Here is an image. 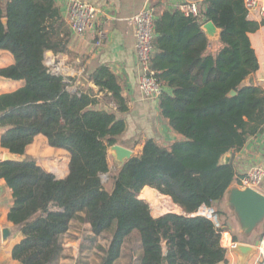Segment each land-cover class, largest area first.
Returning <instances> with one entry per match:
<instances>
[{"label":"trees","instance_id":"obj_1","mask_svg":"<svg viewBox=\"0 0 264 264\" xmlns=\"http://www.w3.org/2000/svg\"><path fill=\"white\" fill-rule=\"evenodd\" d=\"M248 13L244 0H204L198 16L177 9L155 20L151 71L162 86L160 114L178 137L146 138L141 153L113 172L110 148L127 129L119 112L130 109L120 77L102 65L89 75L98 91H71L75 79L45 62L47 51L65 53L70 41L58 2L0 0V50L15 60L0 68V76L25 82L0 95L2 147L24 156L43 134L71 155L70 172L62 179L30 155L0 162V176L14 196L9 220L23 233L13 248L15 259L57 263L64 234L79 220L91 224L94 237L109 239L107 247L99 246L100 264H114L124 254H137L140 264L226 261L224 227L199 211L222 200L237 177L235 166L221 158L241 150L264 126V89L245 84L259 68L250 33L261 25ZM208 21L221 29L215 51L203 29ZM101 92L118 110L99 107ZM146 186L183 213L155 217L139 196Z\"/></svg>","mask_w":264,"mask_h":264},{"label":"crops","instance_id":"obj_2","mask_svg":"<svg viewBox=\"0 0 264 264\" xmlns=\"http://www.w3.org/2000/svg\"><path fill=\"white\" fill-rule=\"evenodd\" d=\"M1 1L5 4L8 0ZM56 1L69 25L71 35L68 50L65 53L46 52L45 62L52 71L74 78L75 83L69 88L73 92L84 87H93L98 91L99 88L89 79V75L102 65H107L120 77L124 85L123 95L128 99L130 109L126 113L119 112V116L127 122V129L117 144L130 148L134 155L141 153L146 138L153 137L162 140L161 137L166 131H170L171 140L176 139L178 135L160 114L161 96L149 97L139 86L141 69L137 59V38L133 18L145 7L154 10L156 19L167 11L178 9L183 12L182 5L189 2H196L201 9L204 0H85L98 8V14L94 28L82 34L73 31L69 24V0ZM262 8H264V0L258 9L248 13L249 19L259 22L261 25L255 32L250 33V40L258 58L259 68L246 79L245 84L258 85L264 89V16ZM211 41L213 42L212 51H215L219 46L220 38ZM14 62L12 53L0 50V68ZM24 83L23 80L0 76V95L18 89ZM99 96L102 98L100 108L118 110L116 102L110 95L105 96L101 92ZM4 132L5 128L0 126V162L4 160V154L9 152L1 144ZM132 143L140 148V151H134ZM229 153H231L230 163L235 166L237 172L232 186L244 188L245 186L241 183L242 179L253 168L258 166L264 168V126L261 132L252 136L241 150H232ZM29 155L60 179L65 178L70 172V153L65 149L51 146L48 138L43 134L36 136L28 146L25 155H20V157L24 159ZM53 156L60 160L50 161ZM63 159V162H59ZM152 189L146 186L142 192L146 190L150 192ZM256 189L264 194V180ZM141 193L140 197L146 199ZM13 205V191L7 181L0 176V264H22L13 257V248L23 239L21 230L9 220V212ZM208 209L214 213L211 218L218 225L224 227L222 243L227 248V255L226 261L220 264H242L240 257L232 250L238 242L248 243L258 248V251L245 264H264V239L262 238L264 223L252 235L244 237L225 197L214 202L213 206ZM6 228L11 230V234L5 239L3 230ZM226 234H228V241L225 240ZM63 245V256L55 264H100L104 252L99 246L107 247L109 239L94 237L90 223L75 220L63 236ZM114 264H140V262L137 254H124Z\"/></svg>","mask_w":264,"mask_h":264},{"label":"built area","instance_id":"obj_3","mask_svg":"<svg viewBox=\"0 0 264 264\" xmlns=\"http://www.w3.org/2000/svg\"><path fill=\"white\" fill-rule=\"evenodd\" d=\"M262 0H244L248 12L258 9ZM185 15L198 16L199 6L196 2H189L182 5ZM98 8L91 2L85 0H69V24L73 31L82 34L93 29L95 26ZM264 16V8H262ZM136 38H137V59L140 66L139 86L149 97L161 96L162 86L153 76L151 71V59L154 53L155 20L156 15L150 7H145L134 16ZM264 180V168L258 166L253 168L241 181L243 186L254 188ZM202 214V213H200ZM204 215V214H203Z\"/></svg>","mask_w":264,"mask_h":264},{"label":"water","instance_id":"obj_4","mask_svg":"<svg viewBox=\"0 0 264 264\" xmlns=\"http://www.w3.org/2000/svg\"><path fill=\"white\" fill-rule=\"evenodd\" d=\"M4 22L7 23L8 19L5 18ZM203 29L211 40H218L221 36V29L213 21L204 23ZM231 94L235 95L236 91H232ZM110 150H112L115 158L121 164L120 166L124 165L125 162L134 155L133 150L120 144L113 145ZM229 152L221 158L222 164L230 163L231 153ZM8 160L20 161L22 158L18 154L6 152L3 161ZM224 197L226 198L228 207L235 216L244 237L252 235L253 232L259 229L264 223V194L256 188L251 186L242 188L231 185ZM181 213H183V211ZM154 216L158 217L160 215ZM10 234L11 230L9 228L3 230V236L5 239ZM232 250L240 257L241 263L245 264L246 261L258 251V248L248 243L238 242L233 246Z\"/></svg>","mask_w":264,"mask_h":264},{"label":"rangeland","instance_id":"obj_5","mask_svg":"<svg viewBox=\"0 0 264 264\" xmlns=\"http://www.w3.org/2000/svg\"><path fill=\"white\" fill-rule=\"evenodd\" d=\"M172 137V134H170V131H166V133L161 137L162 140H165V141H170ZM133 146V149L134 151H140V148H138L135 144H131ZM58 160H60L59 158L57 159L56 157H51L50 158V161H54V162H57ZM64 159L62 161H59V162H63ZM110 164H111V167H112V171L115 172L116 169L118 167H120V163L119 161H117V159L115 158L114 154L112 153V150H110ZM104 181L106 182V185L108 187L111 186V181L109 179V177L107 175H105L104 177ZM142 196H144L147 201L150 203L151 205V208H152V213L154 215H162V214H165V213H168V212H177V213H181L182 212V209L181 207H179L178 205H176L175 203H169L167 201L166 198L164 197H160V201L159 199L157 200H152V195L150 194H147V195H144L143 193H141ZM140 196V194H139ZM199 213H202L204 215H207L209 217H212L214 216V213L211 212V216H210V213L208 214V212H204V209H200ZM207 213V214H206Z\"/></svg>","mask_w":264,"mask_h":264},{"label":"bare ground","instance_id":"obj_6","mask_svg":"<svg viewBox=\"0 0 264 264\" xmlns=\"http://www.w3.org/2000/svg\"><path fill=\"white\" fill-rule=\"evenodd\" d=\"M147 190H149V189H147ZM144 191V192H142L144 195H147V194H150V195H152V200H157V199H159V201H160V197H164L159 191H157V190H155V189H152L150 192L149 191ZM164 198H166V197H164ZM167 199V201L169 202V203H171L169 200H168V198H166ZM204 212H208V214L210 213V215H211V212L212 211H210V209H208L207 207H204ZM207 214V213H206ZM225 240L226 241H228V234H226L225 235Z\"/></svg>","mask_w":264,"mask_h":264}]
</instances>
